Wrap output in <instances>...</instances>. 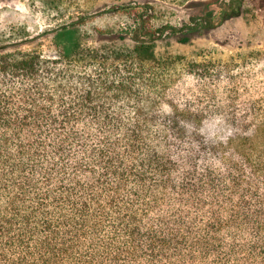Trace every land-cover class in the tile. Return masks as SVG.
Listing matches in <instances>:
<instances>
[{
	"label": "trees",
	"instance_id": "obj_1",
	"mask_svg": "<svg viewBox=\"0 0 264 264\" xmlns=\"http://www.w3.org/2000/svg\"><path fill=\"white\" fill-rule=\"evenodd\" d=\"M198 3L190 31L264 24V0ZM126 9L128 51L0 37V264H264V52L159 59Z\"/></svg>",
	"mask_w": 264,
	"mask_h": 264
},
{
	"label": "rangeland",
	"instance_id": "obj_2",
	"mask_svg": "<svg viewBox=\"0 0 264 264\" xmlns=\"http://www.w3.org/2000/svg\"><path fill=\"white\" fill-rule=\"evenodd\" d=\"M198 1L204 0H67L55 9L49 0H0V37L1 41L7 37L23 41L22 50L37 51L47 58L69 53L76 42L128 51L144 33L138 28L140 18L126 8L147 9L154 15L152 26L158 31L159 38L151 48L156 58L180 56L190 61L213 58L226 62L240 53L264 52V24L248 7L218 26L190 31L187 24L211 10ZM71 16L81 17L83 24L59 29ZM185 37L188 40L182 42Z\"/></svg>",
	"mask_w": 264,
	"mask_h": 264
}]
</instances>
